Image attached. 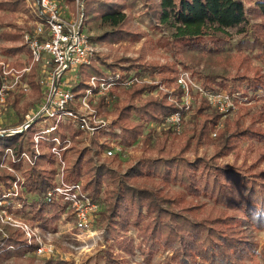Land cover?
I'll use <instances>...</instances> for the list:
<instances>
[{
	"label": "rangeland",
	"instance_id": "374dc122",
	"mask_svg": "<svg viewBox=\"0 0 264 264\" xmlns=\"http://www.w3.org/2000/svg\"><path fill=\"white\" fill-rule=\"evenodd\" d=\"M3 1L8 0H0V3ZM21 1V6L17 7L18 10L0 9V17H5L0 24V31L21 33L26 26L25 23L28 22V17H33L27 0ZM67 4L72 7L69 3ZM145 5L146 2H138L128 6L125 11L132 30L140 33L139 38L134 36L113 43L92 40L98 33L90 28L91 24L87 22L88 17L83 5L84 23L93 49V57L88 65L93 64L107 74L109 78L105 81L109 82H106L108 85L103 86L102 89L91 86L92 78L98 81L100 78L85 75V69H83L85 67H83L78 74L80 83L74 89L77 107L73 110L83 117L87 116L89 120L87 128L82 130L77 123L65 117L53 116L45 121L40 118L37 124H31V129L27 128L15 134L20 137L27 135L26 139L31 142V154L23 152L17 157L13 155L12 148L8 147L0 155V170L12 176L10 182L0 185V191L5 193L12 189L10 191L16 194V197L12 198L15 201L18 200V206L6 207L14 217V225L0 223V234H4L8 228L18 230L27 245L36 244V248L31 249L24 256L11 257L7 261H1L0 264L168 263L172 255L171 249L157 250L147 258L138 251L140 238L137 236L136 228L129 226L126 230H118V232L109 230L110 224L106 216L109 213L108 203H112L108 194L114 188L113 182L107 184L104 182L94 201L83 187L88 181L87 177L75 184L64 182L65 170L76 159H81L83 172L91 166L103 165L122 177L127 187L147 188L150 191H159L164 196L167 194V196L175 197L177 199L172 206L173 211L186 214V211L192 210L190 215L197 218L203 217L206 211L214 212L204 198H190L179 185L166 186L151 175L149 177L127 176L129 169L140 160L159 158L169 160L177 157L190 162L195 159L214 160L213 162L220 166L240 167L242 171L250 173H259L264 170V142L253 140V138L236 141L237 144L232 150L221 157H216L224 140L234 129L250 131L252 135L264 133V91L260 89L255 92L248 91L245 85L243 91L230 95L224 89L205 90L200 79L204 74L202 65L199 67L192 65L189 66V70L185 69L178 55V46L173 44L164 27L152 22L145 15L148 11ZM230 33L232 37L228 40L225 50L232 57L231 60L236 63L234 70L227 71L230 75L229 79H232L233 75L242 74L247 75L249 81H255L254 78L258 75L264 77V61L259 57L258 50L238 51L239 36L234 30ZM17 45H19L18 42L11 43V47ZM2 46L8 48L9 43L0 41V48ZM239 52L243 55L242 57L248 59L247 67L251 68L248 72L237 71L236 65L239 61H241V67L246 65L242 62ZM14 58L16 61L13 65L19 68L22 61L20 57L14 56ZM108 65L114 66L115 69H107ZM130 66L135 68L127 70ZM173 77H175L174 81L168 80ZM160 80L162 83L159 82ZM33 85L37 88V92L29 84L30 89L27 92L8 97L5 107L0 109V128L17 129L25 123L26 115L36 113L42 96L38 85L35 82ZM142 85L150 87V91L131 98V89L134 90L135 87ZM163 96L167 97L166 100L169 103H176L183 112L179 110L175 112L181 116L180 124L173 126L166 123V119L175 113L162 118L161 121L147 123L141 122L132 113L129 121L141 123L142 132L131 143H124L118 126L122 115H126L128 111L131 112L133 107L141 108L150 99L161 101ZM224 100L228 105L223 111H219L218 105ZM198 109L202 111L199 112ZM211 114H218L220 117L215 124H209L208 133L200 137L204 119ZM123 124L121 122L119 125ZM225 125L229 132L222 137L220 131ZM50 127L53 128L52 131L39 135L38 140L35 139L40 131ZM5 137H0V147L10 144L12 140ZM108 150H111L110 156L107 155ZM42 152L50 155L54 169L53 187L44 196V202L53 201L58 205V218L44 224L45 227L40 222H32L29 204L36 200V196L27 191L25 179L26 165H34ZM63 152L67 153L65 159L62 157ZM20 162L22 165H17ZM46 196L49 198L47 199ZM24 205L28 207L23 208ZM79 214H83L85 219L81 220ZM227 214L237 215V212L227 211ZM118 233H122V236ZM114 235L122 237L120 239L124 241L132 242L133 250L127 252L125 248H122V243H116V239L119 238H114ZM253 236L258 245L257 252H259L264 246V229L254 231ZM39 243L51 246L53 252L49 255H37L36 249ZM255 263L264 264V259L256 258Z\"/></svg>",
	"mask_w": 264,
	"mask_h": 264
},
{
	"label": "trees",
	"instance_id": "16d2710c",
	"mask_svg": "<svg viewBox=\"0 0 264 264\" xmlns=\"http://www.w3.org/2000/svg\"><path fill=\"white\" fill-rule=\"evenodd\" d=\"M138 2H146L148 11L145 15L152 22L164 27L173 44L178 46V55L185 69L189 70L192 65H202L204 74L200 79L205 90L224 89L230 95L243 91L245 85L248 91H264V77L261 75L254 78L255 81H249L245 74L233 75L229 79L227 71L234 70L236 62L231 60L232 57L225 50L232 37L230 31L234 30L239 36L237 50H258L259 57L264 61V0H84L87 22L98 33L92 40L113 43L134 36L139 38L140 33L132 30L125 12L128 6ZM21 3V0L3 1L0 9L18 10ZM3 18L5 17H0V24ZM20 34L0 31V41L18 42ZM1 51L14 55L24 52L25 47L2 46ZM241 60L246 65L241 67L239 61L236 65L237 71L248 72L251 69L247 67L248 59L242 57ZM133 68L135 67L130 66L127 70ZM83 69L85 75H94L105 80L109 78L93 64ZM107 69L113 70L115 67L108 65ZM32 77L33 73L30 75L29 84L37 92L31 81ZM162 80L159 82L162 83ZM168 80L174 81L175 77ZM149 91L150 87L142 85L131 89L130 95L131 98L139 97L143 92ZM162 98L161 101L150 99L143 107L130 108L131 112L122 115L120 120L124 124L119 125V121L118 126L124 143H131L142 132L141 123L129 121L130 114L134 113L141 122L147 123L161 121L162 118L180 111L176 103H169L165 96ZM219 117L218 114H211L204 119L200 137L208 133V125L215 124ZM220 132L224 137L229 132L227 125ZM231 132L217 151L216 157L227 154L236 146V141L253 138L264 142V133L252 135L250 131L237 129ZM26 136H6L5 138L12 140L10 144L0 147V155L8 147L12 148L17 157L22 152L31 154V142ZM66 155L67 153H62L64 159ZM213 161L195 159L190 162L177 157L169 160L144 159L131 167L127 174L147 177L151 175L166 186L179 185L190 198H204L214 212L206 211L201 218L190 215L192 210L186 211V214L173 211L172 206L177 199L175 197L167 194L164 196L159 191H150L147 188L127 187L122 177L103 165L91 166L83 172L81 159H76L65 170L63 179L66 184H75L87 177L88 181L83 187L93 201L104 182H113L114 188L108 194L112 203H108L109 213L106 216L110 224L109 230L118 232L129 226L136 228L140 238L137 249L146 258L157 250L171 249L172 255L167 264H257L256 258L264 259V246L257 252L258 245L253 236L254 231L264 229V170L250 173L242 171L240 167L220 166ZM26 168V189L36 196V200L29 204L32 222H40L45 227L44 224L58 218V205L53 201L44 202V196L53 187V161L48 153L42 152L34 165H26ZM0 171V185L12 180L11 175ZM24 207L27 208L28 205ZM227 211L237 212V215H228ZM118 234L122 236V233ZM114 238L119 236L114 235ZM120 238L116 239V243H122V248L131 252L132 242ZM35 248L36 244H26L18 230L8 228L4 234H0V262L11 257H22Z\"/></svg>",
	"mask_w": 264,
	"mask_h": 264
},
{
	"label": "built area",
	"instance_id": "2783aa9c",
	"mask_svg": "<svg viewBox=\"0 0 264 264\" xmlns=\"http://www.w3.org/2000/svg\"><path fill=\"white\" fill-rule=\"evenodd\" d=\"M27 3L33 17H28L18 41V46H24L26 51L18 56L22 61L21 66L14 67V56L4 54L0 48V109L5 107L8 97L30 89L28 80L32 73V80L41 91V104L31 117L25 116L23 126L12 130L0 128V137L19 134L27 128L31 129V124H37L40 118L45 121L53 116L68 118L84 130L89 121L87 116L83 117L73 110L77 107L74 89L80 83L79 71L86 67L93 57L84 23V0H27ZM106 82L103 78L99 81L92 78L90 85L102 89L108 85ZM223 103L226 104L225 100ZM223 103L218 105L219 111H223L228 105L224 106ZM180 122L179 113L166 119V123L173 126ZM52 130L50 127L40 131L35 139L38 140L39 135ZM107 155H111V150L107 151ZM10 190L5 193L0 191V223L8 226L14 225V217L6 207L18 206V200H14L16 194ZM79 217L81 220L85 219L83 214H79ZM52 252V247L47 244L39 243L36 249L37 255H49Z\"/></svg>",
	"mask_w": 264,
	"mask_h": 264
},
{
	"label": "crops",
	"instance_id": "0c3cea01",
	"mask_svg": "<svg viewBox=\"0 0 264 264\" xmlns=\"http://www.w3.org/2000/svg\"><path fill=\"white\" fill-rule=\"evenodd\" d=\"M2 42V41H1ZM6 43H9V47L8 48H10L11 47V43L10 42H6ZM12 43H14V42H12ZM18 46V45H17ZM15 47V46H14ZM26 51H24V52H19V53H16V54H14V55H12V56H15V57H18L20 54H24Z\"/></svg>",
	"mask_w": 264,
	"mask_h": 264
}]
</instances>
